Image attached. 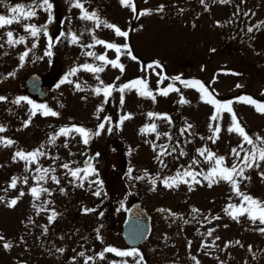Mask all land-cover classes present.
<instances>
[{"label":"rangeland","instance_id":"obj_1","mask_svg":"<svg viewBox=\"0 0 264 264\" xmlns=\"http://www.w3.org/2000/svg\"><path fill=\"white\" fill-rule=\"evenodd\" d=\"M56 1L62 6L61 17H55L53 8L49 13L34 6V17H21L19 23L0 28V96L6 98L0 101V126L6 129L0 132V137L14 141L8 147L0 145V197H3L0 235L4 237L0 241V264H85L86 257H92L87 264H137L140 256L143 257L140 264H196V260L200 264H264V233L258 230L264 225L258 221L253 223L247 215L237 221L225 212L229 205L241 207V197L225 181L208 187L204 174L212 163L197 152L207 148L217 156H224L225 166L236 163L243 167L240 159L244 152L239 145L249 150L251 146L236 133L227 131L231 125L228 113L222 114L219 139L213 143L209 139L213 135L209 123L213 127L216 124L209 120L213 106L201 99L198 86L186 87L182 83V80L200 81L215 99L233 101V111L245 131L253 138L264 137V114L255 111L252 105L236 102L240 96L264 102L260 100L264 93V24L261 23L264 22V0H229L228 3L204 0L203 4L201 0H133L135 13L122 6L120 0H80L88 13L95 12L100 20L127 31L130 45L114 29L103 24L97 27L95 21L80 19L81 10L71 6L73 0ZM17 5H24L27 10L33 0H0V15L11 18L10 8ZM144 10H150V14L139 15ZM45 24L47 36L41 31L38 37H32L24 27ZM254 25L260 27L257 29ZM249 27H253L252 32L247 31ZM8 31L13 32L14 39L24 37V42L10 46ZM61 32L65 35L60 36ZM71 35L77 37L76 43L71 42ZM49 37L54 44L52 55L46 56ZM57 37H60L58 41ZM96 40H103L105 44H97ZM33 43L37 45L35 49L31 47ZM108 43L120 48L118 63L124 66L123 73L96 59L99 55H105L108 60L117 59L116 50L106 48ZM25 51L29 54L21 65L19 57ZM89 52L95 55H87ZM164 58L167 69L159 64ZM86 63L103 66L104 71H86L82 67ZM73 67L79 69L75 76L69 77L73 83L61 84ZM164 68L167 74L180 77L179 94L189 103H179L177 91H170L167 96L159 94L168 79ZM31 72L42 75L43 87L47 90L44 99L26 89L24 79ZM132 73H141L139 79L146 81L155 100L138 95L136 88L126 89L121 106L119 91L112 92V100L107 104L103 91L100 95L94 92L106 85L119 88L126 84L120 85V81ZM77 83L82 91L76 89ZM18 97L47 105L58 115L38 113L24 127L31 105L26 101L13 103ZM98 108L103 110L97 111ZM150 112L156 115L150 118ZM125 114H131V119L119 124ZM106 116L111 118V123L104 120ZM101 122L105 124L104 130L99 136L93 135L87 145L75 132L67 137L58 136L54 144L49 143L50 136L62 127L75 125L94 133L97 123ZM153 124L157 126L155 132H140L141 128ZM188 124L192 127L182 134ZM109 127L113 129L111 132L107 130ZM256 144L259 146L260 141ZM41 145L45 155L35 163L28 164L18 158L13 161L15 152H32ZM90 147L99 151L91 160L95 174L80 187V181L72 178L61 165L68 163L70 168L83 169ZM233 148L240 151V159L232 153ZM162 151L164 155L157 159ZM181 151L186 154L181 155ZM193 159L199 163L192 164ZM260 163V168L245 170L244 175L250 179L237 177V180L241 192L264 201V179L260 175L264 172V161ZM37 167L55 168V172H50L44 181H37L35 177L41 174L36 171ZM186 170L201 173L196 176L200 183H194L191 177H183L186 182H179L173 188L162 183L164 178ZM53 175L59 184L51 179ZM13 177L17 178L16 188L9 187ZM152 179L156 180L155 190H152ZM97 180L98 184H89ZM33 187L47 188L51 194L41 192L39 199H34L30 193ZM97 191L99 196L94 195ZM20 192L24 195L20 196ZM17 197L16 205L9 207L8 203ZM134 200L140 201L152 215V231L144 243L131 248L122 239L121 224L125 208ZM193 208L198 211L193 212ZM85 209L92 211L85 212ZM53 212L55 219L49 223ZM4 242H10L12 247L5 249ZM106 247L121 251L136 249L140 256L120 257L105 252L101 259L99 254ZM81 252L84 256L79 255Z\"/></svg>","mask_w":264,"mask_h":264},{"label":"snow or ice","instance_id":"obj_2","mask_svg":"<svg viewBox=\"0 0 264 264\" xmlns=\"http://www.w3.org/2000/svg\"><path fill=\"white\" fill-rule=\"evenodd\" d=\"M220 3H228L229 0H219ZM120 3L122 6L124 7H129L133 13L136 12V5L133 3V0H120ZM201 3H204V0H201ZM34 6L35 7H40V8H44L45 11H48L49 13H51V10L53 8V5L49 2V0H42V3L37 4L36 0H33V5H29L27 10L25 9L24 5H17L15 7L10 8V12L12 13L11 18L5 16V15H0V28L5 27L6 25H10L13 22L19 23L21 17L23 19H30L32 17H34L36 15V12L34 10ZM73 8H77L81 10V15H80V19L82 20H92L96 22V26L99 27L101 24H103L104 27L109 28V29H114L115 30V34L117 36H121V37H128V32L127 31H121V29L113 24L107 23L105 21L100 20L97 17V14L95 12L92 13H88L87 10L84 8L83 4L80 2V0H73V3L71 5ZM163 6H161L162 10ZM150 14V10H144L141 11L139 13V15H147ZM245 15H247V13H245ZM51 22V16L49 19V23ZM262 24H264V22H261ZM25 31L29 32L30 35L32 37H38V34L41 31H44V35L47 36L48 33L46 31L47 28V24L37 27L36 25H25ZM253 27H256L257 29L260 27V25H254ZM253 27H249L247 29L248 32H252L253 31ZM8 40L7 43L10 46H15L17 44L23 43L24 42V37H20L19 39H14L13 38V32L12 31H8L6 33ZM65 33L61 32L60 36H64ZM60 39V37H57L56 40L58 41ZM71 42L72 43H76L77 42V37L75 35H71ZM97 44H105V42L103 40H96ZM53 40L51 37H49V44H48V48L49 50L45 52L46 56H51L52 52H51V48L53 47ZM106 48L109 49H115L117 52V59H113V60H108L106 59L105 55H99L96 56V59L99 61H102L105 65L110 64L113 68H119V70L121 71V73H123L124 71V66L120 63H118V59H119V53H120V48L117 47L115 44H111L108 43L105 45ZM0 47H2V45H0ZM32 49H35L37 47V45L35 43L32 44ZM124 48L127 49V44L124 45ZM30 51V50H29ZM29 51H25L24 53H22L19 57V60L21 62V65H23V62L25 60V57L28 56ZM87 55L89 56H94L95 53L89 52L87 53ZM128 55L131 56V52H128ZM132 59H136V57L132 56ZM83 69L89 72H94V73H100L104 71V67L100 66V67H93L90 64H84ZM149 67H151V65H149ZM156 67H159V64H156ZM79 71L78 68L73 67L72 69H70V71L67 73V75L64 77V79L61 80V84L67 82V83H73V81H71L69 79V77L71 76H75L77 74V72ZM9 75H14V73H10ZM97 79H99V77H97ZM117 79H119V77H117ZM163 79H167V77H162ZM175 80H180V77H175L173 78ZM182 83L185 84L186 87H191V86H198L197 87V91H199L201 93V99L207 103L213 106L214 108V112L213 114L209 117L210 121H215V127H213L212 123H209V130L213 133V135L211 137H209V139L212 140L213 143L216 142L217 139H219V133L221 131V126L219 121L222 118V114L223 113H228L230 115L231 118V125L227 128V131L229 133H236L239 137L242 138L243 142L246 143L247 145L251 146L250 150L249 149H245L244 145L241 144L239 145L240 151L244 152V156L242 159H240V151H237L236 148L232 149V153L238 158L240 159V163L243 165V167H239L236 163H233L231 165V167H227L225 166V157L224 156H217L214 152H212L211 150L207 149V148H200L197 149V152L200 156L204 157L205 160L207 162L212 163V167L209 168V170L207 171L206 174H204V179L208 181V187H212V185L214 183H217L218 181H225L227 183H229L231 185V188L233 190V192L236 193L237 196L241 197V207L236 208L235 206L229 205L228 208L225 209V212H227L232 219L237 220L240 216H244L247 215V218L249 220H251L253 223H256L257 221L259 222V224L264 225V201H260L256 198H253L250 195H247L243 192L240 191V187H239V181L237 180V177H239L241 180L243 179H250V177H246L244 175V172L246 169H251L253 167L256 168H260L261 167V161H264V137H261L259 135H255V137L253 138V136H251L249 133H247L245 131V128L241 126V124L239 123L236 114L233 111L232 108V104L233 101H227V102H221L217 99H215L212 94L209 93L207 87L201 83L200 81H182ZM101 84H103V81H101ZM139 86V87H137ZM57 87H59V85H57ZM77 90H83L80 86V84H76L75 85ZM237 87H241L240 85H237ZM132 88H136L137 90V94L140 96H144V97H150L153 100H155V96L153 95L152 91L148 90V85L146 83L145 80H141V79H137L134 81H131L129 83H126L122 86H120L119 88H116L114 85H106L103 87V89L101 88H96L94 89V92L97 95H100L101 91H103V96H104V102L107 103L108 102V97L111 96L112 92L115 91H119L121 93V99H120V104L121 106H123L124 104V96L123 93L126 89H132ZM170 91H178V89L173 88L172 85H169L167 88L163 89L159 94L160 95H164L167 96L169 94ZM262 95H264V93H262ZM6 98L3 96H0V101L5 100ZM21 101H26V103L28 105H31L30 108V115H29V119L27 121L24 122V127H27L28 124L31 122L32 117H35L38 113L43 115V116H52V117H56L58 115L57 112L51 110L50 108L47 107V105H43V104H35L32 100L28 99L27 97H18L17 99H15L14 101H12L15 104H20ZM236 102H241V103H247L249 105H252L255 109V111H257L260 114H264V102L261 101H257L254 98L250 97V96H240L236 98ZM179 103L181 104H185V103H189V101H187L186 99L183 98V96H181ZM102 108H98L97 111H102ZM154 113H148V116L151 118L153 117ZM165 119H168V122L171 123V120L169 118H167L166 116L163 117ZM131 119V114H125L120 118V122L119 124H122L124 121ZM105 121H107L108 123H111V118L110 117H105L104 118ZM119 124L117 125V127H119ZM156 125L153 124L150 127L149 126H145L143 128L140 129L141 133H146V132H155L156 131ZM192 125L188 124L187 128L182 129V134L183 132L187 131L189 128H191ZM105 128V124L104 122H101L97 125V130L94 133H91L90 130H86L83 127H79V126H71V127H62L59 129V131L55 134V135H51L49 138V143L54 144L57 137L58 136H69L70 133H77L82 137V142L87 145L89 143V140L92 138L93 135L95 136H99L101 134V131L104 130ZM6 129L4 126H0V132H4ZM108 132H111L113 129L111 127H109ZM167 135V134H165ZM171 139V137H169ZM157 139H159V136H157ZM203 139V137H202ZM256 141H260V145L258 146L256 144ZM14 143V141H12L11 139H7L4 137H0V145L4 146V147H8L11 146ZM65 147H67V144H65ZM155 145H153V148L155 150ZM164 147V146H161ZM44 145H41L40 149L32 151V152H27L25 153L24 151H17L13 154V161L15 162L16 159H20L22 161H25L28 164L31 163H35L38 159V157L45 155V152L43 151ZM173 151H175V149H173ZM169 155L171 153H168ZM181 155H185L186 153H184L183 151H181L180 153ZM98 155V154H97ZM161 155H164V152L162 151L161 153H159L157 155V159L160 158ZM56 159V158H53ZM161 163H163V161H161ZM199 162L195 159L192 160V164H198ZM85 167L83 169L77 167V168H70L68 163H64L61 166L64 169H67L70 176L74 179H78L80 181L79 186L83 187V183L84 181L91 175L95 174V169L92 166L90 161H85ZM166 166V165H165ZM26 171L28 170L27 168L25 169ZM36 171L38 173H41L40 175L36 176L35 179L37 181H44L45 177L48 176V174L50 172H55V168H44L41 169L39 167L36 168ZM131 169H129V173H131ZM81 173H83V175H81ZM145 176L148 175L147 172H145L144 174ZM197 175H201V173H197V172H193V171H184L183 173L181 172H177L175 177H166L164 178V180L162 181V183L164 184L165 187L167 188H173L178 186L179 182H186L183 180V177H191L193 182L196 184H199L200 181L196 179ZM262 179H264V172L260 173ZM144 177H136V179H143ZM51 179L59 184V179L53 175L51 176ZM24 182L27 183V177L24 178ZM92 183H99V181H89V184ZM151 183L153 185V189L155 190V185H156V180L152 179ZM17 186V178L13 177L11 180V183L9 184L10 188H16ZM189 190L191 191L192 188L191 186H189ZM61 192L64 191L63 188L60 189ZM41 192H47L49 195L51 194L49 189L47 188H41V187H33L30 189V193L33 196L34 199H39L40 197V193ZM20 196L24 195V192H20L19 194ZM94 195L99 196L100 192L97 191L94 193ZM19 199V197H17L16 199H12L9 203L8 206L9 207H13L16 205L17 200ZM3 200V197H0V201ZM45 204H47L48 202L45 201ZM35 207V205H34ZM229 208L234 209L233 211H229ZM41 210H43V205H41ZM85 212H89L92 211L91 209H85ZM193 212H197L198 210L193 208L192 209ZM56 213L53 212L52 215L49 216V223H51L54 219H55ZM215 219H219V217H215ZM225 227H227V225H225ZM261 233H264V227H261L258 229ZM209 235H211V232L209 233ZM98 239H100V237H97ZM218 239V238H217ZM0 241H4V237L2 235H0ZM239 243V242H237ZM228 245L226 244L225 247H227ZM3 247L5 249H9L12 247V244L10 242H4L3 243ZM203 247V245H202ZM57 251L63 252V249H57ZM105 252H109V253H115L117 256L120 257H126V256H140V253L136 250V249H132L131 251H121L118 250L116 248L113 247H106L104 248L103 252H101L99 254L100 258L103 259L104 257V253ZM80 256H84V253L81 252L79 253ZM92 259V257H86L85 258V264H87L88 260ZM193 260H196V257H192ZM140 260H143V257L140 256ZM140 260L137 261V264H140ZM196 264H200V262L198 260H196Z\"/></svg>","mask_w":264,"mask_h":264},{"label":"water","instance_id":"obj_3","mask_svg":"<svg viewBox=\"0 0 264 264\" xmlns=\"http://www.w3.org/2000/svg\"><path fill=\"white\" fill-rule=\"evenodd\" d=\"M55 14L59 17L61 9L60 4L52 1ZM27 90L32 94H37L39 98L45 97V92L41 90L42 77L34 72L27 79ZM92 151V150H91ZM93 151L92 153H97ZM92 153L86 158L91 161ZM151 231V216L138 201H133L127 208L125 218L122 222L121 234L126 244L136 246L144 242Z\"/></svg>","mask_w":264,"mask_h":264},{"label":"trees","instance_id":"obj_4","mask_svg":"<svg viewBox=\"0 0 264 264\" xmlns=\"http://www.w3.org/2000/svg\"><path fill=\"white\" fill-rule=\"evenodd\" d=\"M138 9H139V8H137V11H138ZM131 25H133V23L130 24V25H128V26H131ZM127 41H128V43H129V45H130V40H129L128 37H127ZM159 64L164 65L165 68H166V59L164 58V59L159 60ZM165 68H164V71H165V74L168 76V79L166 80V83H165L163 89L167 88L169 85H172L173 88L178 89V91H177V92H178V98L180 99L181 96H182V93H181V95L179 94V91L181 90V88H180V85H181V84L178 82V80L173 79V78H175L176 76H174V75H170V74H167ZM166 69H167V68H166ZM162 73H163V70H162ZM140 75H141V73H132V74H131L129 77H127L126 79L121 80V81H120V84H124V82H125L126 80H128V81L131 82V80L136 79V78L139 77ZM110 98H112V94H111ZM219 98H220V99H221V98H224V96H219ZM263 99H264V95H263L262 97H260V100H263ZM109 101H110V99H108V102H109ZM105 111H106V109H105Z\"/></svg>","mask_w":264,"mask_h":264}]
</instances>
